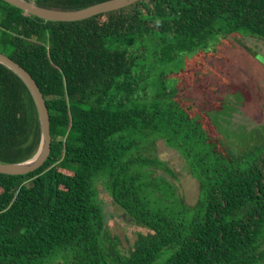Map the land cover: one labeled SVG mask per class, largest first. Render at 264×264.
<instances>
[{
  "label": "trees",
  "instance_id": "16d2710c",
  "mask_svg": "<svg viewBox=\"0 0 264 264\" xmlns=\"http://www.w3.org/2000/svg\"><path fill=\"white\" fill-rule=\"evenodd\" d=\"M236 33L264 39V0H137L74 21L0 0V51L36 81L51 135L40 167L0 173V264H264V124L227 140L185 91ZM40 138L28 87L0 63V162L32 157ZM158 140L197 181L193 204ZM98 180L149 230L127 254L105 242Z\"/></svg>",
  "mask_w": 264,
  "mask_h": 264
},
{
  "label": "rangeland",
  "instance_id": "374dc122",
  "mask_svg": "<svg viewBox=\"0 0 264 264\" xmlns=\"http://www.w3.org/2000/svg\"><path fill=\"white\" fill-rule=\"evenodd\" d=\"M218 52L205 59L204 76L185 91L207 118H216L224 138L231 141L233 136L246 137L256 125L264 124V39L228 34ZM156 154L176 172L184 201L193 204L199 185L184 159L162 140L156 143ZM67 167L77 168L74 164ZM96 189L105 216V242L127 254L133 249L137 234L149 230L123 212L101 180L96 182Z\"/></svg>",
  "mask_w": 264,
  "mask_h": 264
},
{
  "label": "water",
  "instance_id": "95a60500",
  "mask_svg": "<svg viewBox=\"0 0 264 264\" xmlns=\"http://www.w3.org/2000/svg\"><path fill=\"white\" fill-rule=\"evenodd\" d=\"M22 9L25 14L34 15L44 20L74 21L92 15L111 11L129 5L137 0H104L89 6L65 10L40 6L33 0H5ZM0 63L11 69L28 87L37 108L41 138L37 151L32 157L22 162H0V173L25 174L40 167L47 159L51 149L49 113L45 98L31 74L10 56L0 51Z\"/></svg>",
  "mask_w": 264,
  "mask_h": 264
}]
</instances>
